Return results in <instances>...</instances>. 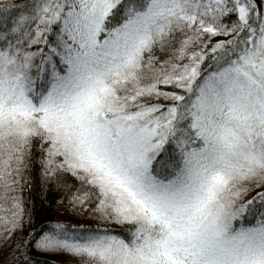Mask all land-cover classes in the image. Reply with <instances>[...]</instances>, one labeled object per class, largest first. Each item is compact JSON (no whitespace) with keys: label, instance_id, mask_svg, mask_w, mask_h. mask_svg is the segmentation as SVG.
<instances>
[{"label":"snow or ice","instance_id":"1","mask_svg":"<svg viewBox=\"0 0 264 264\" xmlns=\"http://www.w3.org/2000/svg\"><path fill=\"white\" fill-rule=\"evenodd\" d=\"M33 253L264 264V0H0V264Z\"/></svg>","mask_w":264,"mask_h":264},{"label":"trees","instance_id":"2","mask_svg":"<svg viewBox=\"0 0 264 264\" xmlns=\"http://www.w3.org/2000/svg\"><path fill=\"white\" fill-rule=\"evenodd\" d=\"M38 175V173H37ZM37 207L34 209L35 220L37 223L49 217H61L63 219H72L71 215L63 211V205L60 203L59 196L54 193H49L48 198L43 205L40 204L39 198L36 201ZM40 261H53L55 264H67V262H58L47 256H38Z\"/></svg>","mask_w":264,"mask_h":264},{"label":"rangeland","instance_id":"3","mask_svg":"<svg viewBox=\"0 0 264 264\" xmlns=\"http://www.w3.org/2000/svg\"><path fill=\"white\" fill-rule=\"evenodd\" d=\"M33 254L36 256H40V255L47 256L48 258H53L54 260H57L60 263L69 262L73 259L72 257L64 256L62 254H53V255H48V254H43V253H33Z\"/></svg>","mask_w":264,"mask_h":264}]
</instances>
